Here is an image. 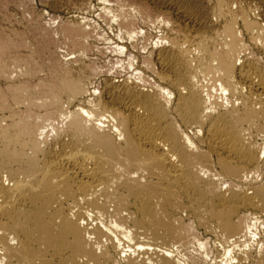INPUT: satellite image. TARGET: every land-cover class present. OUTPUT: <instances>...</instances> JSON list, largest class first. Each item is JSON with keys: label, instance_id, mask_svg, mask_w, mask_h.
<instances>
[{"label": "bare ground", "instance_id": "1", "mask_svg": "<svg viewBox=\"0 0 264 264\" xmlns=\"http://www.w3.org/2000/svg\"><path fill=\"white\" fill-rule=\"evenodd\" d=\"M262 163L264 0H0V264H264Z\"/></svg>", "mask_w": 264, "mask_h": 264}, {"label": "rangeland", "instance_id": "2", "mask_svg": "<svg viewBox=\"0 0 264 264\" xmlns=\"http://www.w3.org/2000/svg\"><path fill=\"white\" fill-rule=\"evenodd\" d=\"M34 5L36 6L37 10L42 9V7L40 6V4L37 1H35ZM46 13H47L46 16H50L51 18L55 16V14H53L51 12L48 13L47 10H46ZM90 19H92V22H98L99 23L100 28L98 31L102 32L105 35V38L107 39V40L101 41L99 43L101 46L100 48L103 49L104 52L101 53L100 55L96 56L94 58L95 59L94 62L97 64V66H99V67L102 66V70H105L106 67H108V66H109V68H110V66L111 67H118V66L114 65L118 61V59H116L117 60L116 61L115 58H118V57L115 53L112 52V49H114L118 43H121V41L115 35L116 31L115 30L111 31V30L107 29L103 24H101L100 20L95 15L91 16ZM48 20H49V17H48ZM258 142H261V140L258 139ZM262 172L264 173V163H262V166H261V173ZM236 185L239 186V184H236ZM226 187H228V186L225 185L224 188H226ZM244 213H245V215H250L249 212H244ZM246 213H248V214H246ZM258 217L260 218V216H258ZM260 220L262 223L263 217ZM184 221L186 224L192 223V221L186 217L184 218ZM192 225H193V230L191 231V235L193 237H196V239L192 240L193 243H191L188 246L187 251L185 253L188 256H192L195 259H197L198 264H220L223 249L220 248V246L215 243L214 236L206 233L203 229L198 228L196 226V224H192ZM262 232H263V230L261 231V234L259 235V237L261 239L262 238L264 239V235H262L263 234ZM197 239L200 240L201 242L203 241L206 244L204 249L201 250L199 248V246L196 242ZM218 252H219V254H218ZM214 262H216V263H214Z\"/></svg>", "mask_w": 264, "mask_h": 264}]
</instances>
